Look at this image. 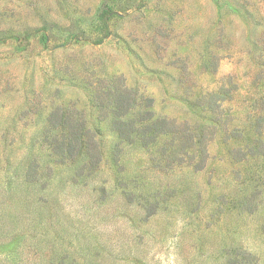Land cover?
I'll list each match as a JSON object with an SVG mask.
<instances>
[{
    "label": "rangeland",
    "instance_id": "obj_1",
    "mask_svg": "<svg viewBox=\"0 0 264 264\" xmlns=\"http://www.w3.org/2000/svg\"><path fill=\"white\" fill-rule=\"evenodd\" d=\"M0 264H264V0H0Z\"/></svg>",
    "mask_w": 264,
    "mask_h": 264
},
{
    "label": "trees",
    "instance_id": "obj_2",
    "mask_svg": "<svg viewBox=\"0 0 264 264\" xmlns=\"http://www.w3.org/2000/svg\"><path fill=\"white\" fill-rule=\"evenodd\" d=\"M114 101H115V100H114ZM132 102H133V100H132ZM115 103H116V106H117V110H121V111L124 110V112H125L127 109H129V108L131 107V105L133 104V103H131V101L128 100V98H127L126 96H120V97L118 98L117 102L115 101ZM144 119H145L146 121H151V122H152V125H148V126H147L148 129H150V130L155 129L156 123H155V121L152 120V116H151V113H150V112H146ZM156 122H158V121H156ZM158 123H159V122H158ZM159 124H161V123H159ZM162 125H164V124H162ZM162 125H161V126H162ZM127 126L130 127L131 125L129 124V125H127ZM131 132H132V131H130V133H131ZM63 140H64V138H63ZM62 145H63V141H61V142L59 141V142L57 143V147H58V148L62 147Z\"/></svg>",
    "mask_w": 264,
    "mask_h": 264
}]
</instances>
